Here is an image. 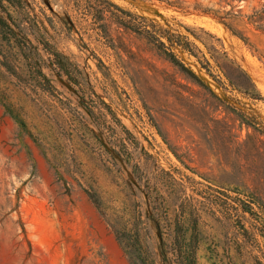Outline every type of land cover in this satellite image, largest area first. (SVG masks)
<instances>
[{
	"label": "rangeland",
	"instance_id": "374dc122",
	"mask_svg": "<svg viewBox=\"0 0 264 264\" xmlns=\"http://www.w3.org/2000/svg\"><path fill=\"white\" fill-rule=\"evenodd\" d=\"M111 1L136 23L140 15L191 39L186 27L217 34L264 95V31L257 28L264 20L251 19L264 0H186L183 8ZM196 1L218 14L195 9ZM26 4L40 21L36 33L19 10L0 7L8 25L0 26V264H183L194 218L197 264H264V236L251 212L209 200L221 192L251 196V175L237 174L229 164L235 156L216 155L217 144L197 132L189 115L206 103L205 91L110 13L105 36L92 14L61 0ZM233 14L250 44L224 24ZM69 15L75 26L63 19ZM175 50L264 125V100L224 89L195 57ZM177 224L187 239L182 254L174 249Z\"/></svg>",
	"mask_w": 264,
	"mask_h": 264
},
{
	"label": "trees",
	"instance_id": "16d2710c",
	"mask_svg": "<svg viewBox=\"0 0 264 264\" xmlns=\"http://www.w3.org/2000/svg\"><path fill=\"white\" fill-rule=\"evenodd\" d=\"M60 1V0H59ZM66 7H73L74 10L82 14L84 17L93 15L91 25L109 36L110 25L106 22V14L114 16L118 23L125 28L126 31L136 32L141 38L146 40L149 50L161 60L163 63H168L178 71H180L188 80L200 86L208 99L204 105L191 106L190 118L200 125L201 130L197 132L209 144H217L216 155L235 156L230 166L238 174L244 176L245 173L251 175V196L242 198L240 194L231 196L225 192H221L223 196H209L212 203L229 205L234 210L239 207L243 212H251V218L257 223L254 224L256 233L264 236V125L254 116L248 115L244 110L229 102L227 99L220 96L196 71H194L186 62L178 55L175 48L179 47L190 56H193L200 63L207 73L213 77L224 89L231 88L248 98L253 100H264V95L259 90L257 83L243 65L233 57L226 48L223 40L217 34L205 28H200V32L191 30L186 27L187 31L193 36H182L172 32L169 28L163 27L160 24L147 19L144 16L137 15L141 22L136 23L128 18H123L119 13L126 17H132L134 14L112 2L111 0H61ZM167 4L184 7L186 0H161ZM228 1V0H223ZM72 5V6H71ZM26 0H0V7L7 11L9 7H14L19 12L24 14V19L28 22L29 27L36 33L39 29L40 21L37 17H31L26 11ZM112 9V10H111ZM195 9L202 11H214L213 8L204 7L202 3L195 2ZM97 13V14H96ZM232 14V12H227ZM9 16L12 15L9 13ZM255 17V22L264 20V10L255 11L251 15V19ZM67 24L75 26L76 23L69 15L68 19L63 18ZM51 23L52 19H49ZM253 21V20H252ZM16 23V22H15ZM236 15L233 14L229 20H224L226 27L245 43L250 44L249 37L243 31L237 28L240 24ZM16 25H19L16 23ZM0 26L8 27L7 20L0 15ZM258 29L264 31V25L257 26ZM12 31V30H11ZM14 33V32H13ZM42 36V35H41ZM43 37V36H42ZM132 52V51H131ZM57 63L70 72L65 56L60 52H55ZM264 57V54L261 55ZM151 69L157 70V67L147 62ZM100 66V64H99ZM214 69L218 72L215 73ZM246 129V135L243 131ZM166 140L165 136H163ZM222 146V148H220ZM212 148V147H211ZM214 148V147H213ZM178 156V154L175 152ZM190 167V166H187ZM204 176V174H201ZM238 205V207H235ZM198 219H193V234L191 235L188 246L187 255L183 264H197V249L199 244L198 238ZM248 232V230H245ZM255 234L251 231V235ZM187 241L185 232L182 227L177 224L176 235L174 238V249H177L182 254V248ZM166 253L165 251H163Z\"/></svg>",
	"mask_w": 264,
	"mask_h": 264
}]
</instances>
